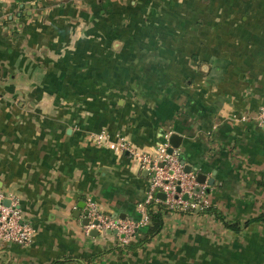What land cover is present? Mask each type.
I'll list each match as a JSON object with an SVG mask.
<instances>
[{"label": "crops", "instance_id": "0c3cea01", "mask_svg": "<svg viewBox=\"0 0 264 264\" xmlns=\"http://www.w3.org/2000/svg\"><path fill=\"white\" fill-rule=\"evenodd\" d=\"M263 108L264 0H0V193L35 231L0 264H264ZM172 134L209 209L134 249L91 237L88 200L142 220L148 175L115 144Z\"/></svg>", "mask_w": 264, "mask_h": 264}, {"label": "built area", "instance_id": "2783aa9c", "mask_svg": "<svg viewBox=\"0 0 264 264\" xmlns=\"http://www.w3.org/2000/svg\"><path fill=\"white\" fill-rule=\"evenodd\" d=\"M254 122L256 127L264 131V108L258 112ZM103 139H105L103 135L92 136V140L96 143ZM169 148L167 141L159 144L154 153L137 150L124 139H120L115 144L118 153L127 154L130 160L148 175L146 202L139 206L142 220L139 224H133L113 219L103 214L93 201L88 200L86 232L91 229H96L100 234L115 232L116 235L121 236L122 245L125 246L131 242L138 228L147 225L146 206L151 202L163 203L168 210L179 213H198L209 208L205 201L207 183L198 184L197 175L185 171V165L180 160V151L172 149L171 154H168ZM196 188L199 189L198 193H195ZM158 193L165 195V201L156 197ZM4 201H8L9 204L5 205ZM34 233L33 228L23 221L18 201L0 193V251L12 244L28 246L32 242Z\"/></svg>", "mask_w": 264, "mask_h": 264}, {"label": "trees", "instance_id": "16d2710c", "mask_svg": "<svg viewBox=\"0 0 264 264\" xmlns=\"http://www.w3.org/2000/svg\"><path fill=\"white\" fill-rule=\"evenodd\" d=\"M209 209V208H207ZM205 209V210H207ZM146 212L148 217V223L144 226L143 229V237L139 239L136 243H129L127 245L128 249H134L136 247H141L147 243H149L154 237H156L163 229L165 224V218L169 213H173L172 211L168 210L167 207L163 203H154L151 202L146 206ZM179 213V212H178ZM181 213V212H180ZM188 213V212H187ZM256 221H264V213L260 215ZM69 261L61 262L60 264H66Z\"/></svg>", "mask_w": 264, "mask_h": 264}, {"label": "water", "instance_id": "95a60500", "mask_svg": "<svg viewBox=\"0 0 264 264\" xmlns=\"http://www.w3.org/2000/svg\"><path fill=\"white\" fill-rule=\"evenodd\" d=\"M180 144H181V138H180V137H178L177 135H174V134L170 135L169 138H168V145L170 146V148H169V150H168V154H171L172 149L179 148ZM190 170H191V169H190L189 166H185V171H186L187 173L190 172ZM196 181H197L198 184H203V183L206 182V177H205L204 175L198 174V175H197V178H196ZM207 182H208V185H209V186H212V184H213V179H210V180L207 181ZM198 192H199V189L196 188V189H195V193H198ZM156 197H157L159 200H161V201H165V195H164L163 193H158V194H156ZM4 204H5V205H8L9 203H8V201H4ZM94 224H96V222H95ZM83 225H84L85 227H87V225H88V219H87V218L84 219V221H83ZM98 233H99V232H98L96 229H91V230L89 231V235H90L91 237H97V236H98ZM114 233H115V232H114Z\"/></svg>", "mask_w": 264, "mask_h": 264}]
</instances>
